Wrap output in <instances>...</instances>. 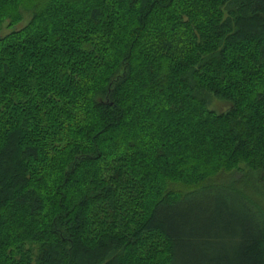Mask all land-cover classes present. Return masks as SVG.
Wrapping results in <instances>:
<instances>
[{"label": "trees", "instance_id": "trees-1", "mask_svg": "<svg viewBox=\"0 0 264 264\" xmlns=\"http://www.w3.org/2000/svg\"><path fill=\"white\" fill-rule=\"evenodd\" d=\"M261 196L264 0H0V264H264Z\"/></svg>", "mask_w": 264, "mask_h": 264}, {"label": "rangeland", "instance_id": "rangeland-1", "mask_svg": "<svg viewBox=\"0 0 264 264\" xmlns=\"http://www.w3.org/2000/svg\"><path fill=\"white\" fill-rule=\"evenodd\" d=\"M23 14H24V20L22 22L18 23L17 25H15L16 27H13V28L9 27L11 25H9L8 21H6L4 23L2 29H1V35L6 36L10 32H12L14 29L18 30V29L26 26L32 18V12L23 11ZM212 98H213L212 104L210 105L211 110H215V111L219 112L221 110H225V109L229 108L228 103L222 102L221 99H219L217 97H212ZM200 166H204V164L203 163L201 164V162H200ZM259 199L264 201V196H261ZM8 229L5 230V233L8 231Z\"/></svg>", "mask_w": 264, "mask_h": 264}]
</instances>
